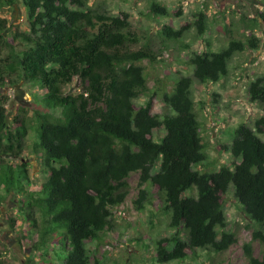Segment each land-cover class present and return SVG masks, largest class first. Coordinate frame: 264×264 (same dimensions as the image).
Returning <instances> with one entry per match:
<instances>
[{
  "label": "trees",
  "instance_id": "obj_1",
  "mask_svg": "<svg viewBox=\"0 0 264 264\" xmlns=\"http://www.w3.org/2000/svg\"><path fill=\"white\" fill-rule=\"evenodd\" d=\"M6 3L12 6L14 0ZM21 4L30 31L18 35L20 46L4 38L6 20L0 18V88L24 83L40 95L31 117L21 112L11 123L7 99L0 102V206L8 194L23 197L17 211L35 238L34 249L42 252L48 242L58 239L61 250L56 261L43 264H102L91 259L86 242L97 241L111 228V208L124 202L127 178L133 173L139 186L156 188L168 226L174 230L170 237L155 241V263L181 261L187 251L199 249L224 252L236 242L225 229L222 210L230 186L256 226L252 240L264 246V141L258 136L264 134V117L253 128L239 124L230 132L231 142L221 149L233 159L232 167L214 172L194 168L204 167L208 156L191 97L193 80L220 82L227 77L234 54L255 49L254 42L230 39L218 51L191 53V76L179 75L172 92L162 95L170 114L160 117L152 114L151 99L134 104L147 90L144 69L136 63L151 60V54L147 48L128 49L138 40L130 33L127 13L100 14L88 0H21ZM148 11L168 13L156 0H151ZM193 25L199 36L206 33L203 11L194 15ZM187 29L188 25L178 29L164 25L161 34L166 41H178ZM74 78L81 92L64 95L62 87ZM247 94L264 111V75L248 84ZM29 132L47 177L26 193L30 179L21 155ZM155 132L163 136L154 139ZM8 158L20 162L11 164ZM149 195V190H139L134 201L137 211L144 209ZM243 252L247 264H264V252L261 258L254 257L250 244L243 245Z\"/></svg>",
  "mask_w": 264,
  "mask_h": 264
},
{
  "label": "rangeland",
  "instance_id": "obj_2",
  "mask_svg": "<svg viewBox=\"0 0 264 264\" xmlns=\"http://www.w3.org/2000/svg\"><path fill=\"white\" fill-rule=\"evenodd\" d=\"M167 8V16L155 15L148 11L151 0H88V6L100 14L118 16L125 12L129 15L130 33L135 34L137 44L128 49L147 48L151 60H142L137 65L144 69L147 90L135 101L136 106L152 100V114L164 116L170 110L163 104L162 95L170 94L179 75L191 76L189 58L193 52L209 48L218 51L230 39L255 43V49L235 53L228 65V75L218 83L201 84L193 80L191 97L194 112L200 124V135L207 163L194 168L202 171H216L221 166L232 167L233 159L222 152V146L231 142L230 132L239 124L249 128L264 117V111L248 100L247 87L255 78L264 75V3L262 0H156ZM198 11L206 14L207 31L196 34L193 25ZM180 13L177 16L176 13ZM0 18L6 20L4 38L20 46L18 35L29 33L30 23L21 0H14L10 6L0 0ZM254 21L251 23V21ZM164 25L178 29L188 25L182 39L166 41L161 31ZM209 44V45H208ZM81 92L79 80L62 87L64 95H78ZM40 92L24 83L0 88V102L5 101L7 119L25 113L32 116ZM22 107L23 110H19ZM163 136L155 132L154 139ZM264 141V134L258 135ZM34 137L29 132L23 144L22 161L26 164L30 179L26 193L36 189L45 181L47 173L40 163V156L33 151ZM7 162L19 163L18 159L8 158ZM128 194L124 202L112 207V226L100 234L97 241L86 242L91 259L102 264H159L154 262L155 241L170 237L174 230L168 226V215L160 205L156 188L149 184L139 186L138 175L133 173L127 178ZM140 189L149 190L144 209L137 211L134 201ZM186 192L185 194H187ZM194 193V192H193ZM229 187L223 197L222 210L226 217V231L234 234L236 242L228 250L220 253L196 250L187 251L181 261L163 264H247L243 245L250 244L254 257L261 258L264 246L253 241L251 233L256 226L243 213ZM191 193H188L189 195ZM19 200L23 197L8 194L0 206V264H43V261H56L59 248L56 238L44 246V250L32 247L35 239L28 234L25 219L18 214ZM56 235V234H55Z\"/></svg>",
  "mask_w": 264,
  "mask_h": 264
}]
</instances>
